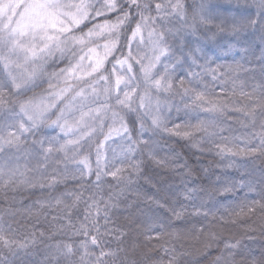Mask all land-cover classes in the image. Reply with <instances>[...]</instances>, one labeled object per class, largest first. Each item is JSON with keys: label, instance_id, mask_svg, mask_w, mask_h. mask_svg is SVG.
Masks as SVG:
<instances>
[{"label": "snow or ice", "instance_id": "obj_1", "mask_svg": "<svg viewBox=\"0 0 264 264\" xmlns=\"http://www.w3.org/2000/svg\"><path fill=\"white\" fill-rule=\"evenodd\" d=\"M254 233L264 0H0V264H264Z\"/></svg>", "mask_w": 264, "mask_h": 264}, {"label": "trees", "instance_id": "obj_2", "mask_svg": "<svg viewBox=\"0 0 264 264\" xmlns=\"http://www.w3.org/2000/svg\"><path fill=\"white\" fill-rule=\"evenodd\" d=\"M177 150L178 151L182 150V151H184L186 153V155L189 157V163L190 164H195L196 163L195 155H193L191 152H189V150L187 148H181L179 145H177ZM196 155H199V154L197 153ZM257 176H258V174H257ZM142 186H143L144 190L148 191L149 193H152L154 191L148 185H142ZM242 195H243V193L238 194V196L235 197V198H233L231 196L230 197H226V198H224L223 203L225 204V206H231V205L234 204L235 200H238L240 198V196H242ZM250 198H251V194H250ZM25 199H26V202H30V201L27 200V197H25ZM118 215H121V214L118 213ZM253 235L256 237V239L254 241H246V243L251 244V246L253 248L258 250L259 246L261 245V243H264V241L261 240L259 233H254Z\"/></svg>", "mask_w": 264, "mask_h": 264}, {"label": "rangeland", "instance_id": "obj_3", "mask_svg": "<svg viewBox=\"0 0 264 264\" xmlns=\"http://www.w3.org/2000/svg\"><path fill=\"white\" fill-rule=\"evenodd\" d=\"M230 59V58H229Z\"/></svg>", "mask_w": 264, "mask_h": 264}]
</instances>
